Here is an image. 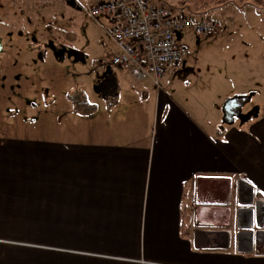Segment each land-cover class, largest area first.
Returning <instances> with one entry per match:
<instances>
[{
    "label": "crops",
    "instance_id": "crops-1",
    "mask_svg": "<svg viewBox=\"0 0 264 264\" xmlns=\"http://www.w3.org/2000/svg\"><path fill=\"white\" fill-rule=\"evenodd\" d=\"M123 87L97 89L118 109ZM155 105L151 132L124 115L96 143L0 138V264H264L259 110L218 132L210 114Z\"/></svg>",
    "mask_w": 264,
    "mask_h": 264
},
{
    "label": "rangeland",
    "instance_id": "rangeland-1",
    "mask_svg": "<svg viewBox=\"0 0 264 264\" xmlns=\"http://www.w3.org/2000/svg\"><path fill=\"white\" fill-rule=\"evenodd\" d=\"M86 1L96 5L104 0H76L71 5L65 0H0L5 50L0 58V138L96 143L99 136H107L105 124L118 131L124 115L125 127L126 122L148 125L151 132L159 99L180 103L189 112L210 114L208 122L215 123L218 132L243 124L248 129L251 121H226V103L238 100L245 115L259 110L253 122L264 129L263 8L230 4L211 12L221 24L216 35L176 34L187 54L181 64L167 68L158 86L152 80L137 84L128 70L113 65L118 48L109 36L112 24L105 17L87 16ZM35 39L66 44L80 51L84 60L59 61L50 52L39 57ZM112 80L124 85L120 94L128 95L125 107L116 109V103L98 92L102 83ZM80 91L97 109L79 102ZM106 110L111 111L109 118L102 117Z\"/></svg>",
    "mask_w": 264,
    "mask_h": 264
},
{
    "label": "built area",
    "instance_id": "built-area-1",
    "mask_svg": "<svg viewBox=\"0 0 264 264\" xmlns=\"http://www.w3.org/2000/svg\"><path fill=\"white\" fill-rule=\"evenodd\" d=\"M86 13L95 20L105 17L111 22L109 36L118 48L113 64L158 86L166 68L181 63L187 54L176 34L214 36L221 29L217 20L195 19L154 0H106L88 5Z\"/></svg>",
    "mask_w": 264,
    "mask_h": 264
},
{
    "label": "trees",
    "instance_id": "trees-1",
    "mask_svg": "<svg viewBox=\"0 0 264 264\" xmlns=\"http://www.w3.org/2000/svg\"><path fill=\"white\" fill-rule=\"evenodd\" d=\"M154 1L159 5L167 6L161 3L162 0ZM230 4H235L241 8H245L247 6H256L258 8L264 9V0H181L179 6L168 7H172L178 12L187 11L193 15L196 13H200V15H205L206 19L214 20L210 16L211 12Z\"/></svg>",
    "mask_w": 264,
    "mask_h": 264
},
{
    "label": "flooded vegetation",
    "instance_id": "flooded-vegetation-1",
    "mask_svg": "<svg viewBox=\"0 0 264 264\" xmlns=\"http://www.w3.org/2000/svg\"><path fill=\"white\" fill-rule=\"evenodd\" d=\"M33 43L36 44L35 50L38 52L39 57H41V55H43L44 53L50 52L55 57V59H58L59 61H62L66 58H73V57L81 58V53H79L78 50L74 48H69L66 44H63V43H56L53 40H48L44 44H41L36 39L34 40ZM4 51L5 50H4L3 41H2V38L0 37V58ZM239 104L240 103L238 100L228 101L226 103L225 105V109H227L226 119L228 121L233 120L234 116H241L240 114L241 105Z\"/></svg>",
    "mask_w": 264,
    "mask_h": 264
},
{
    "label": "water",
    "instance_id": "water-1",
    "mask_svg": "<svg viewBox=\"0 0 264 264\" xmlns=\"http://www.w3.org/2000/svg\"><path fill=\"white\" fill-rule=\"evenodd\" d=\"M78 59L80 60V59H82V57L81 58H76V60H78ZM82 60H84V59H82ZM226 113H227V109H225V114ZM239 187H240V193L241 194H242L243 190L249 189V191L251 192V198H252V202H253V199H254V191H253V189L247 183H245L243 181L240 182Z\"/></svg>",
    "mask_w": 264,
    "mask_h": 264
}]
</instances>
